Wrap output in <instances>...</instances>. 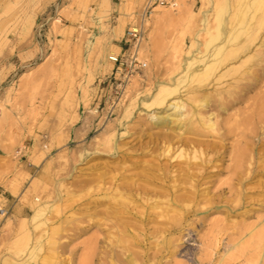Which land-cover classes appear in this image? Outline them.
I'll list each match as a JSON object with an SVG mask.
<instances>
[{
  "label": "rangeland",
  "instance_id": "obj_1",
  "mask_svg": "<svg viewBox=\"0 0 264 264\" xmlns=\"http://www.w3.org/2000/svg\"><path fill=\"white\" fill-rule=\"evenodd\" d=\"M174 1L143 17L146 0H0V264H264V236L236 246L264 222V125L254 129L263 144L252 153L256 174L242 185L225 169L230 151L188 140L218 142L205 126L224 128L234 111L222 103L254 82L256 59L200 85L205 65L191 64L212 61L205 48L215 0ZM134 26L144 65L108 108V55L123 51ZM162 85L179 88L150 107ZM163 116L166 125H155ZM201 151L207 162L193 158ZM188 172L200 194L184 209L168 184Z\"/></svg>",
  "mask_w": 264,
  "mask_h": 264
},
{
  "label": "bare ground",
  "instance_id": "obj_2",
  "mask_svg": "<svg viewBox=\"0 0 264 264\" xmlns=\"http://www.w3.org/2000/svg\"><path fill=\"white\" fill-rule=\"evenodd\" d=\"M233 1L234 0H215L214 2H211L213 14L210 15L211 19L208 23V29L206 33L209 36V38L207 36L208 39L206 42L205 49L207 51L209 49L210 51H212V54H210V57H212V61H209L206 59L205 60L203 59L202 61H198V59L197 60L195 59L196 61L192 62L191 65L193 66L199 62L204 63L205 65L204 66L205 68L203 67L204 70L199 73L196 72L197 74L195 75V77L200 80V85H201L204 82H206V80L210 78L211 76H213L218 81L228 76H231V77L237 76L239 73L242 72L241 68L245 70V65L248 62H250L252 59H256V62H254V66L257 68L255 71V75L253 74V77L254 76L255 77L254 79H252L254 80V82L253 83L248 82L245 84L243 83L242 85L239 84L240 86L238 85L236 89L234 88L235 89L234 91L230 92L229 100L226 103H222V107L225 112L234 111L228 115V118L225 121L226 124L222 130L218 127L217 122L211 123V121L208 120L207 122L208 124L205 126V128L213 133V137H215L218 142L195 140L193 138H188V140L189 142H191V144L194 143L196 145L202 146L203 149H207V150L211 149L212 151H214L215 149H221V150L224 149L221 153L224 155L223 157H227L226 153L230 151L228 154L229 155L228 161L230 164L225 169L227 170L228 174H230V176L232 177L231 179H234L233 177H236L237 184L242 185L244 176H246L248 179L250 177L255 176L256 174L255 160H254L255 157L253 156L254 155L253 149H257L258 146L262 144V140L260 139V136L257 135V133H255L254 129H255V126L258 124L264 125V122H263L264 121V91L262 90L264 88V0H245L244 4L243 5L241 4L242 5L241 9L238 11H236L238 8L234 10L235 8L232 3ZM234 22L235 23L237 22V24H235ZM252 51H253V54H250L252 53ZM243 75L245 77H250L249 72H246ZM243 79H244L243 77H240L237 80L243 81ZM177 81H178V86H179L181 82L179 79ZM178 86L177 85L176 86H168V85L160 86L157 94L154 95L155 97L152 100V103L149 104L150 107L163 106L166 102V98H168L167 96L171 95L172 93H175V91L178 90L179 88ZM257 89L261 91H259L256 94L257 96L256 98H252L250 95L253 94ZM251 100H253V102L251 104H248L249 101ZM245 104L246 105L248 104L245 110H242V109L237 110L239 106L241 107ZM215 121H216V118H215ZM154 123L155 125H158V126L166 125V118H164V116L160 117L156 119ZM193 133L197 137L205 136L198 132L197 133L193 132ZM183 135H184L183 133L180 134V136H183ZM204 140L206 139L204 138ZM203 155L204 153L202 151L200 155H197V152H196L193 158L197 159L198 157H200L201 159H204ZM177 159L179 158L177 157ZM207 160H208V156H206V158L203 161L207 162ZM219 167H220L219 165L215 166V168H219ZM223 172H224V168L217 169V171L213 173V176H219ZM129 178L131 177L129 176ZM197 178H198V175L188 172L184 178H181L180 176L177 178H173V180L169 182L168 184V187H169L168 190H170V192L172 193V196H174L175 199L178 198L180 201H183L185 203L187 202L183 207L184 209L189 208L191 206V203L195 200V198L198 197V194H200L199 183L196 180ZM138 184H136V182H132L130 186L138 187L139 186ZM246 188L248 187H245V189ZM262 194L264 195V190L262 191ZM119 198L122 200V203L125 206L123 207V211L126 212L127 216H130L131 214L130 211L132 210H130V207L126 205L127 204L126 202L129 201L128 198H125L123 196H120ZM174 213L176 214H173L174 216H172L173 222L180 223L184 213H182L181 211H178V213L175 211ZM259 225L261 226L259 229H257V227L259 226H257L256 228H253L249 232L248 238H246L247 236H245L238 242V244H236V246L242 245V247L244 246L247 248L254 239L256 238L259 239L262 236H264V222L262 221L261 224ZM249 227L251 226L249 225ZM95 242L97 243V241ZM242 247H239V249H241ZM121 251L125 255L124 262L130 261L132 258L131 256L133 255L131 254L127 255L126 252L130 253L128 250L121 249ZM112 263L114 262L109 261V264H112Z\"/></svg>",
  "mask_w": 264,
  "mask_h": 264
},
{
  "label": "built area",
  "instance_id": "obj_3",
  "mask_svg": "<svg viewBox=\"0 0 264 264\" xmlns=\"http://www.w3.org/2000/svg\"><path fill=\"white\" fill-rule=\"evenodd\" d=\"M174 0H146L142 16L153 6L174 7ZM141 41L140 28L128 27L125 31L124 48L121 53L108 55V60L113 66L110 77V93L108 94V108H114L122 98L126 85L131 78L143 68L144 62L139 58V45Z\"/></svg>",
  "mask_w": 264,
  "mask_h": 264
}]
</instances>
